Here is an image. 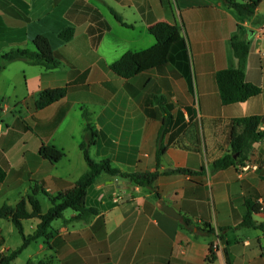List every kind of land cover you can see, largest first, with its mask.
Instances as JSON below:
<instances>
[{"label": "crops", "instance_id": "0c3cea01", "mask_svg": "<svg viewBox=\"0 0 264 264\" xmlns=\"http://www.w3.org/2000/svg\"><path fill=\"white\" fill-rule=\"evenodd\" d=\"M160 21L180 26L188 43L183 63L131 78L115 73L110 64L125 52L156 44L150 27ZM263 26L264 0L253 16L225 0H0V62L17 49L35 51L39 35L49 38L60 61L47 69L18 58L0 71V166L7 172L0 208L16 206L35 188L46 212L49 195L70 189L89 169L81 147L88 124L94 160L109 159L125 173H161L154 188L102 173L87 192L98 214L76 220L78 212L67 209L50 237L32 241L12 264H264V228L241 225L248 201L264 225V136L248 153L256 170L243 176L238 164L215 168L231 152L233 120L264 116ZM67 27L74 35L64 41ZM234 37L250 43L246 79L262 92L224 103L216 76L238 66ZM59 87L68 88L65 97L36 106L41 91ZM159 141L166 147L160 165ZM43 145L66 156L52 162L41 155ZM185 218L192 226H184ZM38 223L23 220L25 234ZM217 239L222 245L214 251ZM22 243L12 219L1 218L0 254Z\"/></svg>", "mask_w": 264, "mask_h": 264}, {"label": "trees", "instance_id": "16d2710c", "mask_svg": "<svg viewBox=\"0 0 264 264\" xmlns=\"http://www.w3.org/2000/svg\"><path fill=\"white\" fill-rule=\"evenodd\" d=\"M226 4L233 7L241 15L253 16L259 4V0L248 2L238 0H225ZM116 18L123 22L121 15L113 10ZM124 23V22H123ZM126 24V23H124ZM127 25V24H126ZM150 32L156 38V44L150 48L125 52L119 59L110 64V68L124 78H131L145 71L164 66L170 62L183 63L188 56V43L183 37L181 28L177 24L168 22H156L150 27ZM74 35V28L67 27L60 36L64 41L71 39ZM36 50L17 49L3 56L0 62V71L8 61L26 58L35 64L42 65L47 69H53L60 65L57 52L54 50L49 38L39 35L35 38ZM232 46L238 66L220 70L217 73V83L224 103H236L246 101L252 96L262 92L259 85L249 82L246 79V62L250 50L248 41L239 40L238 37L232 39ZM68 92L67 87L49 88L41 91L38 95L36 106L44 108L51 103L65 97ZM167 118H171L168 108H165ZM84 116L88 118L87 113ZM170 123V122H169ZM264 123V116L253 115L233 120L231 129V152L215 163V168H225L230 165H242L248 159V153L253 143L259 141L264 136V131L260 126ZM168 121L165 126H168ZM88 140L83 142L81 147L89 169L73 184L70 189L62 191L57 195H49L51 207L44 212L40 200L36 197L37 189H33L26 197H23L16 206L8 204L0 208V219L11 218L23 238V243L11 253L0 254V264H12L16 257L34 240L39 238H49L53 221L65 219V211L73 209L78 214L73 219L88 220L98 214L96 206L87 203V192L93 185L97 177L102 173L119 176L132 180L140 186L154 188L155 182L160 176L158 170L152 172L125 173L112 166L109 159L103 161L94 160L89 152V146L93 142L94 132L90 124L87 125ZM165 129L162 131L164 134ZM161 134V139H162ZM166 147L159 141L157 149V161L160 165L161 155ZM41 155L52 162H59L66 156L63 149L55 145L41 147ZM174 172L193 173L192 170L178 168ZM7 172L0 166V183L6 178ZM258 210V206L252 202H246V213L241 225L249 227L264 228V225L257 224L253 218V213ZM38 218L39 223L33 234L26 235L23 227V220ZM71 219V220H73ZM184 226H192V222L185 218Z\"/></svg>", "mask_w": 264, "mask_h": 264}, {"label": "built area", "instance_id": "2783aa9c", "mask_svg": "<svg viewBox=\"0 0 264 264\" xmlns=\"http://www.w3.org/2000/svg\"><path fill=\"white\" fill-rule=\"evenodd\" d=\"M262 34H264V26L262 27ZM258 168L257 164L251 160H247L244 164L240 166V173L243 176L248 175L252 171L256 170ZM222 245V242L220 239H217V241L213 244V250H217Z\"/></svg>", "mask_w": 264, "mask_h": 264}, {"label": "water", "instance_id": "95a60500", "mask_svg": "<svg viewBox=\"0 0 264 264\" xmlns=\"http://www.w3.org/2000/svg\"><path fill=\"white\" fill-rule=\"evenodd\" d=\"M164 210L168 213V214H170V215H172V216H174V217H176V218H179V219H181V214L180 213H178L173 207H171V206H168V205H166V206H164Z\"/></svg>", "mask_w": 264, "mask_h": 264}]
</instances>
